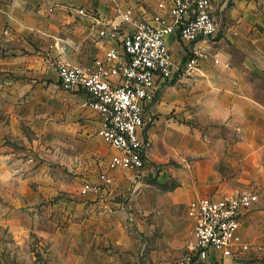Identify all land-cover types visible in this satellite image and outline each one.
I'll list each match as a JSON object with an SVG mask.
<instances>
[{
    "label": "rangeland",
    "instance_id": "374dc122",
    "mask_svg": "<svg viewBox=\"0 0 264 264\" xmlns=\"http://www.w3.org/2000/svg\"><path fill=\"white\" fill-rule=\"evenodd\" d=\"M58 2L70 14L61 26L82 28L87 21L80 8L111 14L130 6L145 15L153 14L156 0ZM90 42L91 56L100 53ZM210 58L201 62L212 65ZM212 73L209 68L163 91L176 107L154 116L160 126L149 140L144 134L147 162L133 173L107 170L116 152L97 136L96 116L55 77L0 94V264H174L189 234L192 170L215 159L201 141L231 135L216 130L226 121L212 118ZM253 79L264 88V77ZM104 171L109 185L97 193L83 190Z\"/></svg>",
    "mask_w": 264,
    "mask_h": 264
},
{
    "label": "crops",
    "instance_id": "0c3cea01",
    "mask_svg": "<svg viewBox=\"0 0 264 264\" xmlns=\"http://www.w3.org/2000/svg\"><path fill=\"white\" fill-rule=\"evenodd\" d=\"M158 1L154 4V15L158 12ZM210 1L212 16L220 28L215 38L196 45H188L174 35L167 38V44L177 59L183 58L192 47L207 49L211 58L219 59L218 64L201 62L199 70L172 83L201 71L207 74L211 68L213 77L210 82L216 90L212 98V118L216 122L226 121L225 126H217L216 130L231 134L226 138L217 135L214 139L201 141V147L211 151L215 159L197 162L192 170L195 183L186 196L192 200L205 196L216 198L223 193L246 189L254 191L255 199L250 208L241 212L235 236L237 243L246 244L248 249L240 252L238 257L224 259V264H264V88L256 85L257 80H252L254 76L264 77V0ZM130 8L137 18L152 20L154 17L148 12L139 15L134 7ZM80 9L117 20L115 9L111 14L99 9ZM68 10L58 0L0 2V79H5V83H0V94L14 92L19 86L25 89L27 85L50 77L56 78L58 86L57 74L50 66L51 59L61 57L75 65H87L112 46L111 42L98 38L92 18L78 14L79 9L77 14L87 21L84 28L61 26L60 21L66 23L69 20ZM91 40L101 50L92 56L94 45ZM3 84L14 88L8 89ZM170 84L163 86L145 107V114L151 119L144 133L147 140L160 126V120L154 116L162 113L165 117L176 107L174 96L163 93ZM76 94L83 101V94ZM93 113L98 127L97 115ZM185 216L189 234L184 248L191 233L186 210Z\"/></svg>",
    "mask_w": 264,
    "mask_h": 264
},
{
    "label": "built area",
    "instance_id": "2783aa9c",
    "mask_svg": "<svg viewBox=\"0 0 264 264\" xmlns=\"http://www.w3.org/2000/svg\"><path fill=\"white\" fill-rule=\"evenodd\" d=\"M156 6L152 20L137 18L130 7L115 8L116 21L79 9L78 14L92 18L98 38L112 46L87 65L61 57L50 60L59 88L83 94V106L97 115V136L116 152L107 164L109 171L138 172L145 167L144 133L151 122L145 107L163 86L190 76L199 70L202 58L208 57L192 47L177 59L167 44L168 36L196 45L209 42L220 31L210 0H159ZM213 63L219 59L214 57ZM111 182L104 171L97 183H85L83 190L97 193ZM254 199V191L243 190L190 200L186 208L190 238L174 264H224V259L247 250L235 236L241 212Z\"/></svg>",
    "mask_w": 264,
    "mask_h": 264
}]
</instances>
